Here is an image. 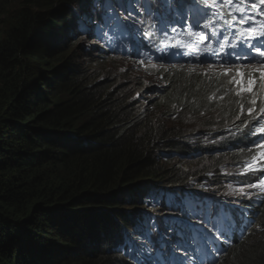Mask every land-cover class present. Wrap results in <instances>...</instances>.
Returning a JSON list of instances; mask_svg holds the SVG:
<instances>
[{
    "label": "trees",
    "instance_id": "16d2710c",
    "mask_svg": "<svg viewBox=\"0 0 264 264\" xmlns=\"http://www.w3.org/2000/svg\"><path fill=\"white\" fill-rule=\"evenodd\" d=\"M13 1L16 9L0 0V264H123L107 249L135 213L122 206H140L139 186L182 187L193 175L188 165H171L192 150L189 136L200 131L204 113L207 127L248 118L252 103H243L238 88L210 96L218 87L193 62L208 45L221 44L220 30L238 34L232 16L250 4L184 0L172 14L161 3V15L147 16L133 7L135 24L124 23L122 45L137 60L129 70H166L170 88L154 93L120 69L105 78L90 71L71 50L79 43L80 57L103 61L101 48L80 43L74 19L89 0ZM115 76L125 83H110ZM256 244L230 263L264 264V240Z\"/></svg>",
    "mask_w": 264,
    "mask_h": 264
},
{
    "label": "clouds",
    "instance_id": "9594fccd",
    "mask_svg": "<svg viewBox=\"0 0 264 264\" xmlns=\"http://www.w3.org/2000/svg\"><path fill=\"white\" fill-rule=\"evenodd\" d=\"M89 1V4L83 3L82 10L74 15L78 33L83 34L82 39L91 42L87 48L96 46L102 49L100 55L103 56V60L112 58L110 51L113 48L102 41L108 33L112 32L113 35L118 36L117 45L114 48L123 50L128 62H136L137 60L131 58L122 45L127 37L124 23L132 15L130 13L133 1L130 0V4L125 1L113 4L114 13L120 12V17L116 15L114 20L111 19L114 15L113 11L107 7L111 4L110 0L106 3L104 0H99V3L95 4L93 0ZM154 4L151 3L153 7ZM84 5L89 8H84ZM160 5L161 3L158 4ZM137 9L141 13L145 12V9L147 12H152L147 6L137 7ZM126 14H128L127 17ZM79 15L81 25H78ZM123 15L126 19L121 18ZM89 19L95 23H89ZM93 34L96 35V39L92 38ZM214 57L215 55L207 57L216 66L214 71L206 76L215 81L218 93L211 92L210 96L219 93L224 95L229 92V89L225 90L229 79H220L217 76V73H221L218 61L224 56H219L217 59ZM196 62L197 58L193 62L195 67ZM246 64L243 63V65ZM243 65L241 64L240 67L241 72L244 70ZM259 68L258 65L251 66V69ZM235 73L236 69L233 68L230 74L234 76ZM259 77H255L257 83L254 85L255 94L252 98L255 103L249 107L254 111L251 115L248 114L247 119L243 118L244 120L235 122L237 119L235 118L232 123L231 120H217L214 125L207 127L204 123H209L210 115L204 113V118L196 121L200 131L189 136L190 143H194L192 150L177 156L178 163L183 167L188 165L193 173L192 176L181 180L182 187H163L155 183L142 184L135 191V197L140 206H122V209H131L128 212L135 213L128 215L130 221L127 227H121L119 235L113 239L111 247L107 249L109 255L118 260L122 259L123 264H136L137 260L147 261L148 256L155 258L161 253H164V259L167 260L171 258L174 242H179L181 250L176 252V259L183 261V264H232L230 262L235 252L241 253V249L245 246L253 247L264 238V195L259 193V189L246 188L245 191L252 196L248 199L237 192L245 184L254 182L257 177H264V171L259 170V167H264V160H260L259 157L257 159L259 167L256 171L245 175L240 174L243 162L249 161L251 156L259 151L254 145L258 142L264 143V133L256 131L257 128L264 127V112L260 111L264 109V81ZM221 80L225 82H219ZM153 92L157 93L155 89ZM258 96L261 97L259 100ZM191 129L192 126L189 125V130ZM182 157H187V162ZM167 158L168 156L163 160ZM225 158L229 159L224 161ZM211 161H215V165H210ZM145 187L147 190L142 189ZM149 193L152 194L153 200H148L146 194ZM183 203L185 208H183ZM160 219L177 220L178 223H174L175 221L169 224L161 223ZM186 222L187 226H185ZM153 224L156 225L155 228L152 227ZM178 225L184 227V231L179 230ZM169 226L175 231H169ZM210 226L213 227L211 230H209ZM217 226H220L226 233ZM194 232H197V242L188 238ZM160 233L165 235L161 236ZM201 241L210 252L215 251L220 254L225 250L226 253L209 258L203 251ZM217 244L221 246L214 247ZM141 245L145 251L138 256L136 250L140 249ZM127 248L133 260L121 258L123 257L121 253L126 252Z\"/></svg>",
    "mask_w": 264,
    "mask_h": 264
},
{
    "label": "snow or ice",
    "instance_id": "6c2138e0",
    "mask_svg": "<svg viewBox=\"0 0 264 264\" xmlns=\"http://www.w3.org/2000/svg\"><path fill=\"white\" fill-rule=\"evenodd\" d=\"M133 2L135 3L136 0H133ZM159 2L161 3H165V4H171L172 0H159ZM181 3L184 2V0H180ZM213 2L215 3V0H213ZM225 3L227 4H232L234 3V0H224ZM93 3H99V0H93ZM145 3L148 4V7H151V3H149V0H145ZM245 3H249L252 9H256L258 7V4H264V0H258V2H254V0H240V4L243 5ZM101 6H103L101 4ZM141 7H144V5H141ZM110 10L115 11L114 7L112 5H109ZM236 11L239 12H244V9L242 7H237ZM261 14H264V9L261 10ZM128 14H126L127 17ZM145 15H148L147 9H145ZM232 19L234 20L235 17L232 16ZM249 17L248 15L244 14L241 15L240 17V23H246L248 21ZM89 23H95V21L89 19ZM134 23V21H133ZM199 26V25H198ZM203 27L207 28L208 25L205 24L203 25ZM173 31H175V29H173ZM256 30L255 29H247L246 32H241L238 33L237 35L239 37H244V36H249L252 37L255 34ZM199 35V34H197ZM262 35H264V33H262ZM93 39H96V35L93 34L92 36ZM201 40H203V37H200ZM231 43V42H229ZM241 50L240 51H235L237 44L233 43L232 44V48L234 49L233 53H231L226 59H224L223 61H221L219 67L221 69V75L227 77L229 75V72L235 68L236 69V73L234 76H232V78L229 80V83H235V84H240L241 81L237 79V77L239 75H241L240 73V67L241 65L236 63V61H247L248 63L246 65H243V67H249V66H254V65H260L259 69H256L257 71L260 72V79L262 81H264V50H262V46L258 45V44H251L250 47L248 49H245L243 47L244 44V40L240 39L238 41ZM221 48H223V44H221ZM254 50L256 56L259 57V59L256 58V56H253L251 53ZM219 53H217L214 49H212L211 45H208L205 50H204V54L206 57H211L212 55H218ZM232 56L235 57V59H232ZM197 60H200V62L203 63H207V67L208 69H213L216 65H214V63L210 60V59H201L200 56L197 57ZM141 64H143V61H140ZM208 73H205V75H207ZM253 83V80L250 78L247 81V85L241 90V91H251V85ZM241 91H237L236 95L239 96L241 95ZM224 97H220V99H223ZM252 103H255V100L252 101ZM243 104H241V111H243ZM249 115H251V113L254 111L253 108H248L247 109ZM261 112H264V109L260 110ZM237 119H239V116H237ZM256 131L264 133V127H259L256 129ZM254 147L256 149H258V153L257 154H253L251 156V159L249 161H245L242 164V171H241V175H245L248 172H254L257 170V168L259 167L257 164V159L259 157L260 160H264V143L258 142L257 144L254 145ZM251 151V150H249ZM260 171H264V167H259ZM259 189V193L264 195V177H257L256 180L254 182H250L245 184L243 187H241L240 189L237 190L238 194L242 197L251 199L252 196L249 192H246L245 189ZM153 228L156 227L155 224L152 225ZM169 231H175V229L171 228V226H169ZM159 235L164 236V233H160ZM170 238V237H169ZM131 239V237H130ZM178 250H181V245L179 242H174L173 244V252L171 254V258L165 260L164 259V253H161L159 255H157L155 258H153L152 256H148L147 261H141V260H137L136 264H183V261H179L176 259V252ZM137 254L142 255L143 252L145 251V249L143 248V245H141L140 249H137Z\"/></svg>",
    "mask_w": 264,
    "mask_h": 264
},
{
    "label": "rangeland",
    "instance_id": "374dc122",
    "mask_svg": "<svg viewBox=\"0 0 264 264\" xmlns=\"http://www.w3.org/2000/svg\"><path fill=\"white\" fill-rule=\"evenodd\" d=\"M133 1V0H132ZM180 1V0H172V2L174 3L173 6H170V9L172 12H174V6L175 4ZM6 2L10 3L11 5V9H16L18 6V1H13V0H6ZM140 2H142V4H144V7L147 6L148 4L145 3V0H140ZM158 5H154V7L151 5V7H148L151 11L157 10L158 9V14L161 15V11L159 10ZM84 8L88 9L89 6L84 5ZM81 15V13H80ZM80 15L78 18L79 24L81 25V20H80ZM116 15L118 16V18L120 17V12H118L117 14L114 13L113 17L111 18L112 20L115 19ZM122 19H126L125 16H121ZM103 21H105L103 19ZM107 37L104 38L102 41L105 42V44H107L108 46H110L111 48H113V50H111L110 52L112 53V58H108L107 60H103V61H97L93 59V56L91 55H82L80 57V45L79 43L75 44L74 46L70 47L72 51H74L78 57L79 60L84 63V65H86L85 63L89 64L90 67V71H94L95 73H99L101 76H103L104 78L108 76V74H106L107 72L111 71V70H121L123 72V74L125 75H130V73L132 75H136L139 76L140 79L142 80L143 84L137 85V87H144L145 85H147L149 88L151 89H155L156 92H165V90L169 87L168 81L165 79L164 77V73H165V69L161 68L159 66H152V67H146V66H142V65H138V69L135 70H129L128 68L130 66H132V64H129V62L127 61L126 58V54L124 52L120 53L119 55H116L115 53L119 51V48H114L117 45V39L118 36L113 35L112 32L108 33L106 35ZM85 42V43H84ZM81 44L84 43V45L88 46L91 42H89L88 40H84L82 39L80 41ZM93 45V44H91ZM201 59H207V57L205 56H201ZM126 68V69H124ZM196 68L201 69L200 71L205 73H208L207 75H209L213 70V69H208L207 67V63H201L200 60H197L196 62ZM160 71V72H159ZM241 75H239L237 77L238 80L241 81L240 84H235L232 83V86H236L238 88L239 91H241L246 85H247V81L251 78L253 80V83L251 85V91H241V96L244 98L243 103L245 105H249L252 103V98L254 97L255 94V90H254V85L257 83L255 82V77L256 76H260V72L257 71L256 69H251V68H246L244 70H240ZM160 75H163V77H160ZM217 76L220 77V79H231L232 75L229 72V75L227 77L221 75V73H217ZM242 76V77H241ZM258 79V78H257ZM108 80V79H107ZM117 81L118 84H122L125 83L124 79L118 80V78L115 76V78H113L111 80L110 83H112L113 81ZM132 82L134 83V85H136L138 82L136 81V78L134 76L131 77ZM219 82H225V80H221ZM229 84V83H228ZM147 98L145 97L144 100H146ZM141 105V103H139ZM172 107V105L170 106ZM167 109H169V107L166 106ZM147 117V116H146ZM146 117L144 118V120L146 119ZM140 121H136L134 125L139 124ZM179 160H176L175 162H173V164L171 165V168H175L178 166H183L180 165L178 163ZM157 184L161 185L160 183L156 182ZM155 192V191H154ZM148 200H153V196L152 194H146ZM184 204V203H183ZM126 207V206H125ZM126 212L130 211L131 209H124ZM162 222L161 223H169V220H163L160 219ZM264 240V238L262 239ZM125 248V247H124ZM253 248V247H252ZM128 251V248H127ZM121 255H123L122 258H128V259H132L133 257L130 253L126 254V252H122Z\"/></svg>",
    "mask_w": 264,
    "mask_h": 264
},
{
    "label": "bare ground",
    "instance_id": "6f19581e",
    "mask_svg": "<svg viewBox=\"0 0 264 264\" xmlns=\"http://www.w3.org/2000/svg\"><path fill=\"white\" fill-rule=\"evenodd\" d=\"M105 1V3H106V1L107 0H104ZM111 2V4L110 5H113V4H118L119 2H121V1H125V2H127L128 4H130L129 3V1L130 0H110ZM140 0H136V2L134 3L133 2V6L132 7H134V8H140L141 7V3L139 2ZM213 1V0H212ZM154 3L156 4V5H158V4H160L161 2H159V0H155L154 1ZM154 4V5H155ZM174 5V3L172 2L170 5L169 4H166V6L167 7H170V6H173ZM107 7H109V6H107ZM146 7V6H145ZM153 12V11H152ZM169 14H172V11H169ZM29 23V22H28ZM31 23V22H30ZM29 25V24H28ZM32 26V25H31ZM229 26H234V23H231ZM27 30H29V29H27ZM2 32V31H1ZM222 30H220V35L217 37V39H216V41H220V40H222ZM218 44V43H217ZM217 44L215 45V47L217 46ZM5 53V52H4ZM3 55V54H2ZM218 55H216V57H217ZM216 57H214V59H216ZM213 59V60H214ZM232 59H235L234 58V56L232 57ZM163 66V65H162ZM249 68H251V66L249 67ZM173 69V68H172ZM241 70V69H240ZM242 77V76H241ZM4 83V82H3ZM227 85H230V86H232L230 83L229 84H227ZM102 154V153H101ZM121 156V155H120ZM92 162V161H91ZM96 162V161H95ZM101 164V163H100ZM110 164H111V162H110ZM89 165V164H88ZM99 166V165H98ZM97 166V167H98ZM104 166H106V165H104ZM93 167V166H92ZM96 168V167H95ZM96 170V169H95ZM94 171V170H93ZM95 173V172H94ZM107 173V172H106ZM99 174V173H98ZM92 176V175H91ZM103 176V175H102ZM93 177V176H92ZM98 177V176H97ZM83 180V179H82ZM82 184V183H81ZM87 189V188H86ZM74 191V190H73ZM183 205V208H185L186 206H185V204H182ZM173 221H175L174 223H178V221L177 220H169V223H171V222H173ZM168 223V224H169ZM188 225V223L186 222L185 223V226H187ZM178 227H179V230H181V231H184V227H181V226H179L178 225ZM217 227H219V229L220 230H222V228L220 227V226H217ZM213 227H211L210 226V228H209V230H211ZM222 232H225L224 230H222ZM226 233V232H225ZM196 235H197V232H194V234L193 235H189L188 236V238L191 240V241H195V242H197L198 241V238L196 237ZM224 241H226V240H224ZM201 243V246H202V248H203V251H204V253H205V255H207V257H209V258H215V257H218L219 255H224L226 252H225V250L222 252V253H216L215 251H212V252H210L209 250H208V248L206 247V246H204V244L202 243V241L200 242ZM226 243H228V242H226ZM264 245V244H263ZM219 246H221V244H217V245H215L214 247H219ZM260 252V251H259ZM129 252L128 251H126V254H128ZM255 253V252H254ZM253 254V253H252ZM238 255V254H237ZM236 255V256H237ZM234 257V256H233ZM129 260V259H128ZM260 260V259H259ZM135 262V261H134ZM244 262V261H243ZM133 264V263H132Z\"/></svg>",
    "mask_w": 264,
    "mask_h": 264
}]
</instances>
